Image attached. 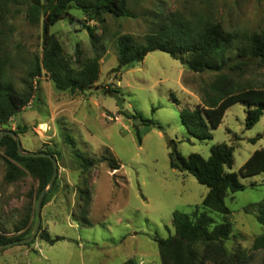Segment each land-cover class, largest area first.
I'll return each instance as SVG.
<instances>
[{
	"label": "rangeland",
	"instance_id": "1",
	"mask_svg": "<svg viewBox=\"0 0 264 264\" xmlns=\"http://www.w3.org/2000/svg\"><path fill=\"white\" fill-rule=\"evenodd\" d=\"M127 10L129 17L105 15L100 24L73 9L70 18L50 27V34L74 67L78 68L77 60L102 54L96 87L85 93H63L54 88L44 71L29 80L37 60L43 58L44 18L33 26L24 7L0 3V82L11 84L18 92L25 91V81L33 85L28 108L8 125L19 132L25 151H44L57 159L59 172L42 208L39 234L65 238L49 245L38 235L29 246L0 250V264H123L128 260L162 264L155 239L174 236V213L191 214L201 208L209 192L193 175L171 168L172 145L186 158L197 154L205 159L216 145L234 146V164L226 171L238 176L251 155L264 149V118L247 129V106L242 103L228 109L211 140H199L184 126L181 110L208 104L204 91L218 74L193 73L160 51L148 54L143 62L122 73L113 72L118 66V39L129 36L145 45L161 19L172 13L197 26L220 28L234 36L236 43L264 36V1L128 0ZM73 22H77L74 28ZM86 25L99 38L96 45ZM245 71L237 77L239 83L264 87L263 66L251 65ZM118 97L124 100L121 105ZM124 112L137 119L127 118ZM76 151L95 160L96 167L83 174ZM109 154L121 165L120 171L112 172L102 162ZM4 156L5 149L0 148V230L7 232L9 239L26 238L37 222L39 183L27 173L16 183L6 182ZM239 179L246 190L225 198L233 224V237L226 246L246 252L247 264H261L264 250L252 248L264 232L254 206L264 199V173ZM200 211L218 223L224 219ZM85 217L88 224L81 222Z\"/></svg>",
	"mask_w": 264,
	"mask_h": 264
},
{
	"label": "trees",
	"instance_id": "2",
	"mask_svg": "<svg viewBox=\"0 0 264 264\" xmlns=\"http://www.w3.org/2000/svg\"><path fill=\"white\" fill-rule=\"evenodd\" d=\"M127 1L0 0V3L5 6L17 4L24 7L26 19L33 26L39 25L44 18L43 58L41 61L37 60L36 68L30 74L29 80L40 77L44 71L57 91L85 93L96 87L100 79L102 54H97L93 59L77 60L78 68L74 67L64 55L58 40L50 34V27L61 20L70 18V12L73 9L82 11L86 20L100 24L105 21V15L116 19L129 17ZM85 28L96 45L99 38L94 29L88 25ZM156 51L169 54L193 73L208 72L219 75L209 90L204 91L209 97L208 104L198 106L193 110L189 108L181 110L184 126L199 140L213 139V131L219 128L226 112L234 104L242 103L247 106V129L253 128L264 118V87L244 86L237 81V77L239 79L243 76L249 66L264 67V36L255 35L247 41L236 43L234 36L220 28L210 26V24L197 26L178 14L172 13L161 19L157 31L146 38L145 45L137 44L129 36L120 37L117 41L118 66L113 72L122 73L125 69L143 62L148 54ZM210 89L212 90L211 96ZM32 90V83L27 81H25L23 92H18L9 83L0 82V134L3 131V125L8 124L11 118L28 108ZM117 100L118 105L124 102L119 97ZM124 115L127 118L137 119V116H132L127 112H124ZM148 125L163 129L154 122H149ZM137 138L141 144V137L138 133ZM258 139L259 137L253 139L252 142ZM66 142L71 143L70 139H66ZM0 148L5 149L3 160L6 165V182L16 183L27 173L38 181L39 195L48 187L54 171L50 159L20 156L17 144L10 136H4L0 140ZM234 152V146L219 144L211 149V155L207 159L197 154L186 158L179 153L176 145H172V151L169 154L171 168L193 175L199 184L208 188L209 192L201 208L197 207L191 214L174 213V236L168 239H155L162 264H247L249 262V255L246 252L239 249L231 251L226 246L233 237V224L229 219L232 212L225 204V198L227 194H236L246 190L239 176L247 178L264 173V149L257 150L251 155L240 168L239 176L226 171V168L230 169L234 164ZM76 153L80 159L79 166L83 174L89 173L96 167L95 160L78 151ZM102 162L107 163L112 172L120 171L122 168L110 154L109 156L104 155ZM85 195L89 196V192H85ZM254 206L258 209L257 222L264 229V199ZM200 209L215 213L224 219L218 223ZM81 222L89 223L86 217ZM19 231L21 230L16 232ZM6 233L0 230V244L25 239V236L9 239ZM39 237L49 245L65 239L63 237L52 238L46 232L40 233ZM259 250H264V232L253 243L252 251ZM123 264L138 263L135 260H128ZM261 264H264V259Z\"/></svg>",
	"mask_w": 264,
	"mask_h": 264
},
{
	"label": "water",
	"instance_id": "3",
	"mask_svg": "<svg viewBox=\"0 0 264 264\" xmlns=\"http://www.w3.org/2000/svg\"><path fill=\"white\" fill-rule=\"evenodd\" d=\"M76 24H77V22H75V23L73 22L72 27L74 28ZM82 26H84V25L82 24ZM136 125H138V122L136 123ZM4 136H10L15 140V142L17 144L18 153L20 156H23V157H43V158L50 159L51 162L53 163L54 171H53V176H52V179L50 181V184L48 185V187L45 190H43V192L39 196L38 203H37V211H36L37 222H36V226H35V229H34L32 235L30 237L22 239V240L13 241V242H10L7 244H0V250H4L7 248L16 246V245L31 244L32 242H34L36 240V238L39 235L41 224H42L41 214H42V208H43L44 200H45L47 194L52 189V187L55 183V180L58 176V172H59L58 161L52 154H49L46 152H28V151H25L22 147L20 136L18 134H16L15 131L12 130V128L8 124L3 125V131L0 134V140Z\"/></svg>",
	"mask_w": 264,
	"mask_h": 264
}]
</instances>
